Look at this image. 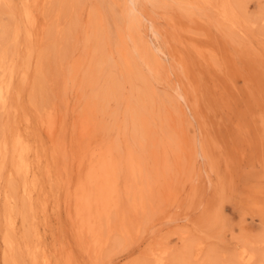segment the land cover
Returning a JSON list of instances; mask_svg holds the SVG:
<instances>
[{
    "label": "rangeland",
    "instance_id": "obj_1",
    "mask_svg": "<svg viewBox=\"0 0 264 264\" xmlns=\"http://www.w3.org/2000/svg\"><path fill=\"white\" fill-rule=\"evenodd\" d=\"M0 86V264H264V0H0ZM101 152L95 256L73 199Z\"/></svg>",
    "mask_w": 264,
    "mask_h": 264
},
{
    "label": "bare ground",
    "instance_id": "obj_2",
    "mask_svg": "<svg viewBox=\"0 0 264 264\" xmlns=\"http://www.w3.org/2000/svg\"><path fill=\"white\" fill-rule=\"evenodd\" d=\"M225 18H226V16H225ZM25 19L28 23L31 22L30 16L28 14H25ZM229 20L234 21V20H231V17ZM230 24L232 26L235 25L234 22H231ZM6 71H8V70H6ZM11 79H12V76H10L9 80H7L8 83H7V86L5 85L6 88L3 87L6 89V91L10 88ZM1 84H3V83H1ZM5 84H6V82H5ZM5 102H6L5 94L3 92V89L0 86V106L5 105ZM47 116L51 117V114H49ZM53 124H54V122H53ZM51 126L48 127L49 132H51L50 131ZM76 126L79 130V136L85 137V136H87V134H89L88 132L91 129L92 120L89 119V117L86 116V114H85L77 120ZM14 147H16L17 151L19 152L18 153L19 154V163L17 164L19 173L26 178V175L28 173V167L26 165V159H24L25 158L24 156L27 154V149L25 146L22 147L18 140H17L16 145ZM7 153H8L7 144L3 143L0 146V158L1 157L5 158ZM103 154H102V152L99 154H95V155H94V153L92 154L91 158H93V159L90 162L89 169H88L87 173L85 174L86 175L85 176V182L79 186L77 197H75L73 199V200H76V221L75 220L74 221H75L77 229H78L79 238L84 237L86 239L91 240L92 245H93L95 252H96L95 256L99 255L98 251L103 247L102 243L99 241V238H98V229L101 228V227L98 228V226H100L99 225L100 222H102L104 219H106V220L108 219L109 215L111 214V212L116 207L115 206L116 204L114 203V200H113L114 195H115V187H114V185L110 184L111 176L114 174V171H115V167H114L115 164L113 165V162H112L113 160L111 161V158L109 155L103 156ZM127 162H128L127 166L129 168L128 171L130 170L129 172L132 174V176L134 178L140 177L141 176V169H140L141 167L138 166L135 162H133L131 157L128 159ZM141 178H142V176H141ZM140 189L142 190L143 188H140ZM127 191H130V190H127ZM141 192H143V191H141ZM74 195H75V193H74ZM129 195H130V193H129ZM140 195H141V193H140ZM125 200H126V198H125ZM129 200H130V198H129ZM74 203H75V201H74ZM106 220H104V222ZM108 221H110V220H108ZM107 223L108 222L106 221V224ZM8 225H10V224H8ZM243 242H242V244H243ZM4 243H5L7 250H11V248L13 246V241L9 237H5ZM245 246L246 245H244L243 247H245ZM243 252H245V250ZM250 254L248 257L241 254L242 256H244L243 259L246 263H248L252 260V257H253L252 253H250ZM31 255H32V257H31L32 264H36L37 258L35 256V253H33ZM160 262H161V260H159L157 262V264H159ZM162 263H163V261H162ZM44 264H48V261L45 260Z\"/></svg>",
    "mask_w": 264,
    "mask_h": 264
},
{
    "label": "crops",
    "instance_id": "obj_3",
    "mask_svg": "<svg viewBox=\"0 0 264 264\" xmlns=\"http://www.w3.org/2000/svg\"><path fill=\"white\" fill-rule=\"evenodd\" d=\"M259 131H260V132L262 131L261 133H263V134H264V127H263V129H262V130H260V129H259ZM261 142H262V144H263V142H264V141H260V143H261ZM262 160H264V152H263V155H262Z\"/></svg>",
    "mask_w": 264,
    "mask_h": 264
}]
</instances>
